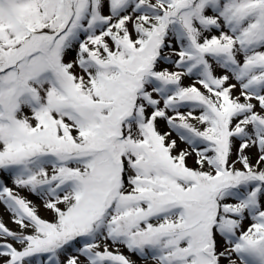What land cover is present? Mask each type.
<instances>
[{"label":"snow or ice","instance_id":"snow-or-ice-1","mask_svg":"<svg viewBox=\"0 0 264 264\" xmlns=\"http://www.w3.org/2000/svg\"><path fill=\"white\" fill-rule=\"evenodd\" d=\"M0 206V264H264V0H0Z\"/></svg>","mask_w":264,"mask_h":264},{"label":"rangeland","instance_id":"rangeland-1","mask_svg":"<svg viewBox=\"0 0 264 264\" xmlns=\"http://www.w3.org/2000/svg\"><path fill=\"white\" fill-rule=\"evenodd\" d=\"M188 82H189L188 80H185V83H188ZM161 128H162V130H166V127L163 123H161ZM181 147H183V145H181ZM189 163L190 164L192 163L191 159H190ZM9 185L11 186L10 181H9ZM21 194L28 196L29 199L35 200L34 197H32L31 195H29L26 192H22ZM37 203H38V201H37ZM41 214L46 216L47 218H51V213H49V212L42 210ZM0 215H2L5 222L8 223V214H7V212L4 211L3 206H0ZM9 227H15V225H12L11 223H9ZM124 251H125V255H129L126 250H124ZM131 258L136 261V264H144V261L139 260L135 255H132ZM149 264H151V262H149Z\"/></svg>","mask_w":264,"mask_h":264}]
</instances>
